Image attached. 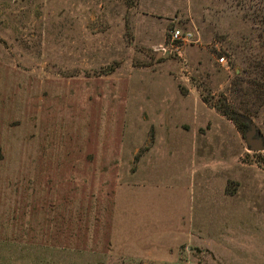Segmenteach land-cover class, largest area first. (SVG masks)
<instances>
[{
	"label": "rangeland",
	"instance_id": "1",
	"mask_svg": "<svg viewBox=\"0 0 264 264\" xmlns=\"http://www.w3.org/2000/svg\"><path fill=\"white\" fill-rule=\"evenodd\" d=\"M175 28L193 40L166 54ZM224 98L264 137V0H0V264H264V150ZM174 120L196 129L197 188L222 179L244 216L135 258L117 189Z\"/></svg>",
	"mask_w": 264,
	"mask_h": 264
},
{
	"label": "crops",
	"instance_id": "2",
	"mask_svg": "<svg viewBox=\"0 0 264 264\" xmlns=\"http://www.w3.org/2000/svg\"><path fill=\"white\" fill-rule=\"evenodd\" d=\"M165 89L164 85L158 87L161 98L167 94ZM200 105L207 107L206 102H191L177 104L175 108L188 110L190 120L198 127L200 116L196 110ZM153 108L170 112L171 104L163 99L154 102ZM162 120L168 125L172 119L166 117ZM174 123L173 128L162 126V130L160 128V132L152 136L151 143L157 140L161 144L157 149L149 146L144 150L146 153L134 171L128 172V181L120 183L117 189L113 237L126 242L129 251L135 252V258L145 252L163 254L167 248L171 251L181 243L190 247L196 221H204L207 226L210 219H219V229H222L225 222L230 226V222L244 216L239 202L229 195L228 189L224 190L222 179H219V190L207 191L203 183L197 188L196 172L192 166L194 147L191 144L196 129L193 126L187 130L182 123L175 120ZM207 179L204 178L203 182H208ZM153 259L158 260L159 257ZM172 263L179 261L175 259Z\"/></svg>",
	"mask_w": 264,
	"mask_h": 264
},
{
	"label": "trees",
	"instance_id": "3",
	"mask_svg": "<svg viewBox=\"0 0 264 264\" xmlns=\"http://www.w3.org/2000/svg\"><path fill=\"white\" fill-rule=\"evenodd\" d=\"M242 82H244V79L239 80L238 84L240 86V91H245L247 94L249 93L250 89L244 88L242 85ZM216 107V106H215ZM219 108L222 110V112L227 115L230 119H232L239 127V129H242L243 131L246 130V124L248 123L247 120L252 121L250 116L247 115V113H239L235 112L232 109V106L229 105L226 98L221 100Z\"/></svg>",
	"mask_w": 264,
	"mask_h": 264
},
{
	"label": "built area",
	"instance_id": "4",
	"mask_svg": "<svg viewBox=\"0 0 264 264\" xmlns=\"http://www.w3.org/2000/svg\"><path fill=\"white\" fill-rule=\"evenodd\" d=\"M193 33L192 32H184L180 28H175L171 32V40L169 46H166L164 48V53L171 54V53H179L181 54V44L190 42L193 39ZM219 61L224 62L225 57L221 56L219 58Z\"/></svg>",
	"mask_w": 264,
	"mask_h": 264
},
{
	"label": "water",
	"instance_id": "5",
	"mask_svg": "<svg viewBox=\"0 0 264 264\" xmlns=\"http://www.w3.org/2000/svg\"><path fill=\"white\" fill-rule=\"evenodd\" d=\"M250 124V130L244 133L247 143L254 151L264 150V137L261 131L256 127L253 121L247 120Z\"/></svg>",
	"mask_w": 264,
	"mask_h": 264
},
{
	"label": "flooded vegetation",
	"instance_id": "6",
	"mask_svg": "<svg viewBox=\"0 0 264 264\" xmlns=\"http://www.w3.org/2000/svg\"><path fill=\"white\" fill-rule=\"evenodd\" d=\"M249 130H250V124L247 123V124H246V130H245V133L248 132Z\"/></svg>",
	"mask_w": 264,
	"mask_h": 264
}]
</instances>
